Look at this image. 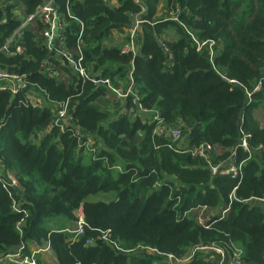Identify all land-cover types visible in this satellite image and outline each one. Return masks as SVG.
Returning <instances> with one entry per match:
<instances>
[{"label": "trees", "instance_id": "trees-1", "mask_svg": "<svg viewBox=\"0 0 264 264\" xmlns=\"http://www.w3.org/2000/svg\"><path fill=\"white\" fill-rule=\"evenodd\" d=\"M45 1L0 0V68L28 81L16 95L0 91V176L12 174L19 184L5 189L0 179V264H15L4 256L17 249L29 255L33 246L48 247L53 264H164L140 248L183 256L207 243L222 247L225 260L233 245L246 264H264V128L254 117L264 110V0H53L67 47L75 53L79 46L87 73L114 87L130 74L142 108L179 128L176 142L154 133L152 114L138 111L131 97L125 113L111 112L105 85L77 79L43 47L36 17L21 27ZM137 15L135 55L120 52L123 42L106 44ZM171 31L173 39L162 36ZM10 38L22 53L1 52ZM195 40L205 44L197 49ZM257 82L260 89L247 96ZM65 101L72 124L61 131L55 119ZM74 127L90 147L79 145ZM241 132L250 156L237 147ZM204 143L218 153H191ZM234 149L239 179L211 174L209 163ZM99 194L108 200L89 199ZM197 205L206 206L207 227L187 212ZM78 209L84 224L75 236L66 230ZM219 259L197 252L186 264Z\"/></svg>", "mask_w": 264, "mask_h": 264}, {"label": "built area", "instance_id": "built-area-1", "mask_svg": "<svg viewBox=\"0 0 264 264\" xmlns=\"http://www.w3.org/2000/svg\"><path fill=\"white\" fill-rule=\"evenodd\" d=\"M135 3H139V0H133ZM141 11H145V8L142 7ZM69 15V14H68ZM36 17L42 24L43 28L41 31V37H42V44L43 47L46 48L49 52H53L57 55L59 60L63 65H65L76 77L77 79L84 81H93L94 83H100L105 85V87L109 90L110 93H112L116 100L120 101L122 103L121 108L119 109L120 113H125L124 108V100L127 97H131L132 104L136 105L138 108V111L141 113H151L152 114V121L155 122V129L154 133H156L158 136L165 137L172 142H176L180 140V130L179 128H166L163 124L162 119L159 117L158 114H156L154 111L147 110L142 108L139 98L137 94L134 91L133 87V79L132 76L129 74L127 78V82L123 85H118L114 87L111 80L108 78L104 79H98L97 77H94L91 74H88L85 68L82 65L83 60V53L82 50L79 48V46L76 47V52L72 53L69 48L67 47V40L65 36V31L67 30V25L63 21V16L57 12L55 5L53 4V0H47L41 5H39L35 11L34 14L27 15L23 22L21 23V27L26 25L27 22H29L32 18ZM142 20L140 19V15H137L135 17L133 23L130 27H122L118 32L124 33V41L123 44L125 45L120 49V52L123 54H130L135 55L138 50L137 42H140L141 35H140V24ZM81 31L79 34V37L82 33V26H80ZM126 29H128V33L126 32ZM18 31V30H17ZM17 31L13 33L16 34ZM197 49H200V47L205 44V42H198L196 41ZM9 47H13V51L8 50ZM1 52H12L16 54L22 53V48L20 45L16 44V41L12 38L6 41L5 45L1 47ZM230 82H234L233 80H230ZM28 88V81L25 74H16V73H10L7 72L4 69L0 68V91H8L12 95L18 94L21 90ZM260 89V82H257L256 85L253 87L252 91L247 92V96L250 97L251 92H256ZM68 107V101L61 102L59 105H57V113H56V119L55 124L59 126V129L62 131L66 126L72 124V118L67 112ZM72 134L76 135L78 137V140L81 141L79 145H84L85 147H90L91 142L90 139L87 138V140H82L84 134L79 130L78 127H74L72 129ZM248 138L249 135L241 132L239 144L237 145L238 148L243 150L244 152L248 153V156H250V148L248 144ZM262 145L257 146V150H261ZM211 152L218 153L217 148L204 143L199 146H196L194 149L191 150V153L195 156H200L202 158L208 159ZM235 156H236V149L232 150L231 153L227 158L224 160H221L217 163H209V170L211 174H221V175H228L229 177L233 179H239V176H241L242 170L241 165L242 162L239 164H235ZM2 180V185L5 189L8 188H14L17 190L19 184L17 182L16 177H14L12 174L6 175V178ZM237 187V186H236ZM234 187L233 193L231 196H233L234 191L236 189ZM230 196V198H231ZM248 199H246L247 201ZM15 209V208H13ZM229 207H226L222 210L221 216H223L227 211ZM206 210L205 205H197L193 208H190L187 212L188 213H196L197 214V221L207 227L206 225V216L204 215ZM76 220L74 222V227L72 229H67V232L73 233L75 236L79 235L83 232V216L80 211V209L77 210L76 213ZM103 241H106L113 245L118 250H122L115 242L108 240L106 237V234H103L100 238ZM96 242L94 240L88 241L87 245H94ZM36 248V249H35ZM144 253H150L151 255H155L158 257H161L163 259L164 264H186L188 263L193 257L194 254L197 252H204V253H210L215 254L219 256V261L217 264H246L244 260L242 259V251L238 247L231 246L230 254H228V258L225 260V254L226 251L215 243H207V244H199L192 249L189 250V252L183 256H175L171 253H163L159 252L154 248L146 247V248H140ZM48 250V247L44 248H38L34 247V249L30 250L29 255L22 256L20 253V249L16 250V253H7L4 256V259L10 262H13L15 264H38V259L36 257L37 254H40L39 252H46ZM2 259H0L1 261Z\"/></svg>", "mask_w": 264, "mask_h": 264}, {"label": "rangeland", "instance_id": "rangeland-1", "mask_svg": "<svg viewBox=\"0 0 264 264\" xmlns=\"http://www.w3.org/2000/svg\"><path fill=\"white\" fill-rule=\"evenodd\" d=\"M161 8H162V3H159L157 6V12L155 13V15H161V12H160ZM169 16H171L170 19L176 20L175 15L169 13ZM125 33H128V29H126ZM162 36L167 38L168 40H171L175 37V34H174V32L171 31L170 33L167 32L166 34H162ZM112 44H121V42L120 41L115 42V40H114V42ZM124 45H125V43L121 44L120 48H122ZM114 97L115 96L113 94H108L105 96L106 101L109 102V104H108L109 106H107V107L111 112H115V114L120 115V112H118L119 103L116 101V99ZM257 110H258V112H256V121L258 122L260 127L264 128V110H262L261 108H258ZM6 175H7V173L5 172L4 175L0 176V177H3V179H5ZM108 198L109 197L107 195L99 194L97 196L90 197L89 199L90 200H99V199L108 200ZM58 221H59L58 218H54V219L50 220L48 222V224L49 225H56ZM65 224H69V222H65ZM32 249H34V246L31 247V250ZM121 249L124 250L123 248H121ZM11 253H16V250L12 251ZM39 253H40L39 254L40 256L37 257L38 264H53V262L50 261V256H47V254L45 252H39ZM3 264H8V262H4Z\"/></svg>", "mask_w": 264, "mask_h": 264}, {"label": "crops", "instance_id": "crops-1", "mask_svg": "<svg viewBox=\"0 0 264 264\" xmlns=\"http://www.w3.org/2000/svg\"><path fill=\"white\" fill-rule=\"evenodd\" d=\"M112 31H113L112 34H109V36H108L109 39L105 41L106 44L113 43L114 40H115V42H117V41L119 42L120 41L122 43L123 39H124V37H123L124 33H121V32H118V31H114V30H112ZM137 44H139V42H137ZM256 112H258V110H255V112H254L255 119H256ZM50 261L52 262V260H50Z\"/></svg>", "mask_w": 264, "mask_h": 264}, {"label": "water", "instance_id": "water-1", "mask_svg": "<svg viewBox=\"0 0 264 264\" xmlns=\"http://www.w3.org/2000/svg\"><path fill=\"white\" fill-rule=\"evenodd\" d=\"M240 123H241V121H239V122L237 123V128H239V126H240Z\"/></svg>", "mask_w": 264, "mask_h": 264}]
</instances>
